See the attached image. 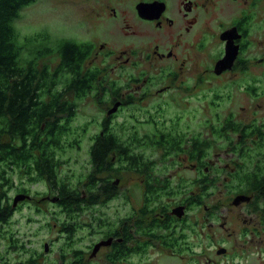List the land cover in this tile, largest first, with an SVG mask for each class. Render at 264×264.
Returning a JSON list of instances; mask_svg holds the SVG:
<instances>
[{
    "label": "flooded vegetation",
    "instance_id": "flooded-vegetation-1",
    "mask_svg": "<svg viewBox=\"0 0 264 264\" xmlns=\"http://www.w3.org/2000/svg\"><path fill=\"white\" fill-rule=\"evenodd\" d=\"M117 3L104 1L109 23L78 55L38 56L47 74L16 94L29 134L0 140V264H45L53 240L35 247L38 226L25 228L45 212L61 239L54 264H129L152 249L212 263L200 237L217 257L264 264V0ZM87 104V173L72 179L62 170ZM134 183L141 202L120 213L113 201ZM85 227L99 238L82 246Z\"/></svg>",
    "mask_w": 264,
    "mask_h": 264
},
{
    "label": "rangeland",
    "instance_id": "rangeland-1",
    "mask_svg": "<svg viewBox=\"0 0 264 264\" xmlns=\"http://www.w3.org/2000/svg\"><path fill=\"white\" fill-rule=\"evenodd\" d=\"M105 0H36L35 2L23 7L19 13L18 18H16L13 22V26L19 36V41L22 43L24 36H30L38 32L46 31L53 38H70L76 41H84L92 39L96 37L98 34L102 32L104 25L108 24L109 21L98 20V15L96 14L98 11L101 12L102 5ZM112 4H118V0H110ZM24 55H26L24 53ZM43 62L47 63V60H43ZM203 90H200V93ZM200 107L204 105V101L199 102ZM95 110L91 104H87L82 106L77 113L75 122L73 124V130L71 131L70 140L72 139H81L83 142L81 143L80 148H69V162L63 166L62 173L64 172V168L67 167L68 171L71 172L72 179L85 170L86 158H87V150L90 144L88 139L89 131L87 133L81 130V123L84 122L85 117H90L93 115ZM206 118V116H200V121ZM93 128V127H92ZM95 130L92 129L90 133H93ZM146 152H150V149H146ZM157 155V154H155ZM67 156V153L65 154ZM126 181L130 178V174L121 175ZM124 187V186H123ZM38 189H43L42 184H40ZM128 193L129 202L126 204V199L124 197L125 194ZM40 198V196H38ZM113 202H116L120 213L125 212L128 209V205H134L137 207L141 202V189L139 185L134 183L130 186L129 192L121 190L120 196ZM125 204V206H123ZM31 212H22L15 214V218L19 221V224L24 225V220L27 215H30ZM51 212H45L38 215L39 223H28L25 225V228L30 231V229H34V227L38 226V235L37 237L29 236L28 239L35 247H40L41 242L46 240L49 242L53 240L54 244H51L50 250L45 255V264H54L57 261L58 249L61 244V239H55L57 237V229L49 228L46 223L53 226L55 220L52 218ZM21 215V216H20ZM201 216V214L199 215ZM89 219H85L84 222L88 223ZM14 230L18 229L17 227H12ZM96 228V227H95ZM84 238L82 239L81 245L85 246L89 244L91 241L99 238L98 234H94L89 236L88 231L89 228H84ZM83 233L80 232L79 235ZM219 236V235H218ZM26 239V237H24ZM24 242V241H23ZM45 242V241H44ZM201 244L207 249L206 253L208 256L212 257L214 260L210 263L208 262V257H200L196 259L199 261L198 264H236L238 260H231L223 257H217L211 253L212 247H210V242L207 239L202 240L200 237ZM222 240H218L216 238L215 245H227V243H222ZM80 243V242H79ZM4 242L0 239V254L4 252L3 248ZM41 248H39L40 250ZM210 253V255H209ZM185 255H188L184 253ZM189 256V255H188ZM132 261L129 264H197L193 263L194 261H190L187 258H177L179 260H173L168 257L162 256L158 250L152 249L149 252L148 256L138 257L134 256L131 258ZM207 260V262H206ZM94 262V261H93ZM102 263V262H101ZM99 264V263H98ZM106 264V261L103 262Z\"/></svg>",
    "mask_w": 264,
    "mask_h": 264
},
{
    "label": "trees",
    "instance_id": "trees-1",
    "mask_svg": "<svg viewBox=\"0 0 264 264\" xmlns=\"http://www.w3.org/2000/svg\"><path fill=\"white\" fill-rule=\"evenodd\" d=\"M35 1L0 0V140L23 138L29 134L26 115L18 108L16 94L33 91L36 77L47 74V64L40 66L36 61L38 56H46L49 47H61L73 53L87 45L70 38H53L46 31L24 36L20 43L13 22L23 7Z\"/></svg>",
    "mask_w": 264,
    "mask_h": 264
},
{
    "label": "water",
    "instance_id": "water-1",
    "mask_svg": "<svg viewBox=\"0 0 264 264\" xmlns=\"http://www.w3.org/2000/svg\"><path fill=\"white\" fill-rule=\"evenodd\" d=\"M156 7V4H147V3H139L137 4V10L140 14H147L149 12H153L154 8ZM99 245H97L98 247ZM222 252V251H221Z\"/></svg>",
    "mask_w": 264,
    "mask_h": 264
}]
</instances>
